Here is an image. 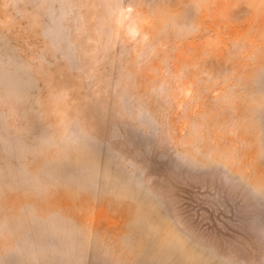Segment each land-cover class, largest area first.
<instances>
[{
    "label": "rangeland",
    "instance_id": "374dc122",
    "mask_svg": "<svg viewBox=\"0 0 264 264\" xmlns=\"http://www.w3.org/2000/svg\"><path fill=\"white\" fill-rule=\"evenodd\" d=\"M0 264H264V0H0Z\"/></svg>",
    "mask_w": 264,
    "mask_h": 264
}]
</instances>
